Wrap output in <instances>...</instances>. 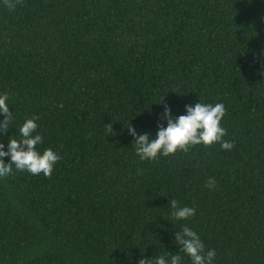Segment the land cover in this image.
<instances>
[{
  "label": "trees",
  "instance_id": "trees-1",
  "mask_svg": "<svg viewBox=\"0 0 264 264\" xmlns=\"http://www.w3.org/2000/svg\"><path fill=\"white\" fill-rule=\"evenodd\" d=\"M262 48L264 0H0L15 135L34 117L38 151L60 157L48 177L0 178V264H135L175 254L182 224L216 250L213 264H264ZM160 95L173 115L223 103L232 149L139 160L124 127L154 134ZM109 121L117 135L105 136ZM172 199L194 215L173 218Z\"/></svg>",
  "mask_w": 264,
  "mask_h": 264
},
{
  "label": "clouds",
  "instance_id": "clouds-1",
  "mask_svg": "<svg viewBox=\"0 0 264 264\" xmlns=\"http://www.w3.org/2000/svg\"><path fill=\"white\" fill-rule=\"evenodd\" d=\"M258 54L264 56V48ZM257 72L264 75V66L259 67ZM158 104H162L163 108L162 112L157 114L154 134L138 133L129 123L130 119L124 127L132 138L130 143L133 144L139 160H154L158 155H169L177 150L186 151L189 146L196 144L207 146L219 143L223 150L232 149L233 142L223 139L225 129L220 124L225 112L223 103H206L198 99L195 103H185L184 111L179 115L172 114L161 95ZM148 106L145 109H148ZM10 109L9 94L0 92V133L13 127L14 117ZM37 127L34 117H26L19 125L18 137L15 135L17 130L13 127L14 133L8 135L6 142H0V178L10 175L13 169L31 176L51 175L53 166L60 157L53 150L38 151L37 146L42 143V136L36 131ZM104 133L105 136L118 134L113 131L111 121L104 124ZM5 156L8 157V162L3 159ZM204 186L213 188L214 179L209 177ZM167 204L172 209L171 216L176 220H184L194 215L193 207L178 206L175 199L168 201ZM173 241L178 246L175 254L166 251L160 255L151 254L148 258L139 256L135 264H183V257H187L190 264H213L216 250L214 248L205 250L200 235L190 226L182 224L179 231L174 230Z\"/></svg>",
  "mask_w": 264,
  "mask_h": 264
}]
</instances>
